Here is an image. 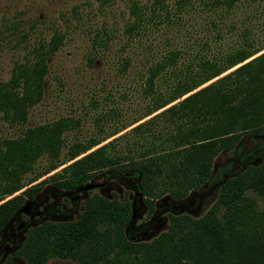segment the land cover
Here are the masks:
<instances>
[{"label":"trees","instance_id":"16d2710c","mask_svg":"<svg viewBox=\"0 0 264 264\" xmlns=\"http://www.w3.org/2000/svg\"><path fill=\"white\" fill-rule=\"evenodd\" d=\"M237 1L212 2L231 8ZM163 9L164 0H150L145 5L132 1L128 34L139 31ZM52 41V47H42L37 60L16 64L9 81L0 82V110L6 118L22 122L26 108L40 99L46 74L44 57L56 48L60 36ZM253 46L244 39V44L222 57L202 58L187 68L167 93L154 94L155 78L176 61L177 52H170L149 69L145 83L146 92L153 93L155 101L146 115L165 107L155 116L172 124L157 150H144L132 158L115 153L113 140L94 149L100 140L74 143L63 163L73 161L46 180L74 191L96 172L111 168L121 179L135 178L149 212L156 211L165 194L173 202L185 199L207 182L218 154L234 149L245 134L264 137V45ZM70 120L38 125L21 136L0 139V234L45 182L13 195L24 186L23 176L33 170L36 159L47 154L45 174L59 166L55 161L63 145L62 134L72 126ZM249 193L264 198V159L228 178L203 216L170 214L167 229L150 241H134L128 236L133 215L130 201L91 195L85 198L77 218L41 220L28 228L16 254L24 264H45L52 257L77 264H264V210Z\"/></svg>","mask_w":264,"mask_h":264},{"label":"rangeland","instance_id":"374dc122","mask_svg":"<svg viewBox=\"0 0 264 264\" xmlns=\"http://www.w3.org/2000/svg\"><path fill=\"white\" fill-rule=\"evenodd\" d=\"M132 1L0 0V82L9 81L16 64L37 60L42 47H52L51 40L60 36L56 48L44 57L46 74L41 97L26 108L24 120L6 118L0 110V139L15 138L28 128L64 118L72 121L71 128L62 134L63 145L55 161L59 166L45 174L49 158L43 153L33 170L24 174V186L13 194L45 180L38 194L23 205L27 210L18 213L0 234V264H24L16 251L28 228L41 220L75 219L84 208L85 198L96 194L130 201L134 220L127 234L134 241H150L167 229L170 214L203 216L228 178L264 159V137L245 134L234 149L215 157L212 173L200 189L177 202L165 194L153 212H149L137 190L135 178L121 179L111 168L96 172L87 182L90 188L82 186L74 191L60 189L46 180L73 161L63 163L74 143L100 140L94 149L113 140L115 153L132 158L144 150H157L172 124L155 116L165 107L146 115L155 105V92L164 95L198 60L222 57L244 44V39L253 47L264 45V0H239L231 8L213 4V0H186L181 5L178 0H164L159 16L129 35ZM135 1L145 5L150 0ZM172 51L177 52L175 63L155 78L154 94L146 92L149 69ZM140 123L141 128L136 130L134 127ZM33 178L36 180L30 182ZM249 194L264 210V198ZM45 264L77 263L52 257Z\"/></svg>","mask_w":264,"mask_h":264},{"label":"water","instance_id":"95a60500","mask_svg":"<svg viewBox=\"0 0 264 264\" xmlns=\"http://www.w3.org/2000/svg\"><path fill=\"white\" fill-rule=\"evenodd\" d=\"M90 186H91L90 184H86V185H84L83 187H84V188H90ZM24 210H27V209H26V205L23 206L22 209H21V211H24ZM133 220H134V212H133V215H132V219H131V221H130V227L132 226V222H133Z\"/></svg>","mask_w":264,"mask_h":264}]
</instances>
